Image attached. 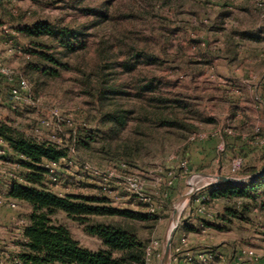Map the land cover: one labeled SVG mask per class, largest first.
<instances>
[{
  "label": "rangeland",
  "instance_id": "rangeland-1",
  "mask_svg": "<svg viewBox=\"0 0 264 264\" xmlns=\"http://www.w3.org/2000/svg\"><path fill=\"white\" fill-rule=\"evenodd\" d=\"M0 20V63L28 81L30 101L35 103L10 104L11 86L0 80V121L23 129L38 142L55 143L68 155L74 152L77 163L66 168L57 194L66 191L65 183H73L75 193L104 197L112 208L155 215L130 223L148 247L158 241L164 255L174 226L172 245L182 220L208 218L204 229L182 237L204 250L198 255L218 248L198 242H221L225 264H241L240 254L246 248L259 257L249 264H264V209L252 201L251 209L243 212L245 218L228 221L227 203L212 201L206 194L218 176L240 180L252 176L245 175L244 165L264 168L262 150L247 158L240 153L246 142L254 146L252 132L264 129V108L253 85L264 67L262 46L235 34L244 29L258 34L264 28V0H0ZM38 22L85 34L81 37L85 49L70 55L56 39L33 40L69 66L60 68L59 76L30 69V65L52 67L31 56L38 47L19 30ZM4 26L12 30L16 53L8 52ZM230 34L238 43L236 58L228 43ZM136 54L143 58L137 60ZM53 111L71 123H58ZM238 112L252 122H244ZM122 113L127 116L122 124L109 119ZM44 121L52 125L42 127ZM227 139L236 145V152L224 153ZM81 140L90 146L84 147ZM9 157L0 163V196L6 198L10 174L23 171L13 154ZM238 158L242 166L234 171ZM84 163L102 169L127 165L146 181L156 210L152 211L153 204L132 205L134 197L116 203L103 193L97 178L82 172ZM171 179L179 182L180 192L169 198L165 193L175 186L169 185ZM194 187L197 192L185 204L183 197ZM176 208L181 216L175 222ZM31 211L22 201L16 209L0 204V264H7L10 253L20 246L19 229ZM54 220L82 246L91 250L103 246L101 239L87 234L66 214L59 213ZM190 223L185 225L188 230Z\"/></svg>",
  "mask_w": 264,
  "mask_h": 264
},
{
  "label": "trees",
  "instance_id": "trees-1",
  "mask_svg": "<svg viewBox=\"0 0 264 264\" xmlns=\"http://www.w3.org/2000/svg\"><path fill=\"white\" fill-rule=\"evenodd\" d=\"M228 14H226L227 16ZM223 15V17H226ZM0 20V25H1ZM22 34L32 39L31 43L38 48L32 50L31 56H36L52 67L30 65V69L41 71L52 77L59 76L60 68L69 67L60 58L46 53L42 45L33 41L36 38L48 36L58 40L61 48L70 55L85 49V34L56 29L49 23L38 22L34 25L24 26L19 29ZM245 39L246 33L236 32ZM235 34H230L228 43L232 46L234 57H237L238 43ZM81 37H83L81 39ZM7 41V39H6ZM234 42V43H233ZM41 48V49H40ZM55 48V47H50ZM137 60L143 55L136 54ZM148 57V61H150ZM56 67V69H54ZM114 122L122 124L127 116L116 114L110 116ZM169 122V121H165ZM245 122V121H244ZM172 124L171 122H169ZM64 125V124H63ZM257 136V139L255 138ZM264 132H253L251 140L254 146L244 144L240 153L247 158L257 149L264 152L261 139ZM0 138L4 139L13 154V159L23 170L20 176L25 183L16 180L11 182L8 196L27 203L32 211L28 216L29 223L24 226L22 236L28 239L27 243L19 241L21 252L12 251L7 264H144L148 244L131 225V221H147L152 216L143 212L120 210L109 206L108 199L96 195L75 193V185L65 183L66 194L61 196L47 187V170L42 166L43 161L58 162L68 156L65 149L51 142H38L23 131L0 121ZM89 141L92 137L87 136ZM258 140V141H257ZM84 147L90 143L81 140ZM227 139V153L229 149L236 152V145ZM248 153V154H247ZM244 158V157H243ZM244 161V159H243ZM125 163V162H124ZM261 170L255 166L244 165L245 175H255ZM72 190V191H71ZM208 198L212 201L224 200L227 203L226 218L228 221L245 218L243 212L251 209L252 201L264 209V174L247 184L217 183L206 190ZM59 213L66 214L70 219L84 226L87 234L101 239L103 246L97 250L82 246L72 236L64 225L58 224L54 217Z\"/></svg>",
  "mask_w": 264,
  "mask_h": 264
},
{
  "label": "built area",
  "instance_id": "built-area-1",
  "mask_svg": "<svg viewBox=\"0 0 264 264\" xmlns=\"http://www.w3.org/2000/svg\"><path fill=\"white\" fill-rule=\"evenodd\" d=\"M2 34L7 37L6 45L8 46V52L11 54L16 53L17 45L13 38L12 30L8 26H4L2 29ZM0 80H6L11 86L10 104L28 103L35 105L34 102L31 103L30 101V85L28 81L16 75V73L4 66L2 63H0ZM53 119H55L58 123H71L69 119H64V117H62L55 111H53ZM51 125L52 124L50 121H44L42 122L41 126L49 128ZM261 143L264 144V138L262 139ZM10 154H12V152L9 149L7 142L4 139L0 138V163L4 159H10ZM73 154L74 152L72 151L67 157L61 159L58 162L47 160L43 161L42 166L45 167L48 175L47 185L52 189V191L56 192L61 187L63 182L62 175L63 173H65L66 168L72 167L77 163V161L74 159ZM241 166L242 159H236L234 161V171L239 170ZM82 172L88 173L97 178L98 185L102 189L103 193L106 196L111 197L116 203H127L130 197H134V202L132 205H134L135 202H140L143 204H153L152 211L156 210L152 198L147 194L146 181L139 175L131 172L127 165H119L117 169H102L92 166L88 163H84V165L82 166ZM173 174L174 173H170L169 176L174 178ZM10 178L12 181L16 180L19 183H25L24 179L15 172H12L10 174ZM173 184V179H171L169 181V185L172 186ZM65 192L66 191L64 190V192L61 191L58 194L63 196L66 194ZM166 196L167 194L165 193V197ZM19 202V200L13 199L11 197L6 198L0 196V204H6L12 209H16ZM27 242L28 239L26 237H23V243ZM181 243V245L176 247H173L172 245L170 260L175 263L181 262L183 259L186 260V263L190 264H225L227 262L224 253L219 250H213L210 251L211 253L209 254H200L195 257L191 253V251H185L186 248H188L189 242L183 238ZM160 247V243L158 241H154L147 248L144 264H154L156 260L163 259L164 253L160 252ZM14 251L16 253H20L21 247H16ZM182 256L184 258L181 260ZM258 260L259 257L257 253L251 248L243 249L239 258V262H241V264H249Z\"/></svg>",
  "mask_w": 264,
  "mask_h": 264
},
{
  "label": "crops",
  "instance_id": "crops-1",
  "mask_svg": "<svg viewBox=\"0 0 264 264\" xmlns=\"http://www.w3.org/2000/svg\"><path fill=\"white\" fill-rule=\"evenodd\" d=\"M243 33L247 34L245 39L249 40L251 42V44L252 43L253 44H261L263 51L262 50L260 51V58L263 59V61H264V28H259V33L258 34L255 33V32L252 33L248 29H244ZM249 55H251V54H249ZM260 72L262 74L261 78L259 79V81L257 83L253 82V85L255 86L254 89H255L256 98L263 105V108H264V95H263V93H264V67L260 70ZM250 75L252 77L253 73H250ZM243 116L244 115H242L241 113H239V112L237 113V117L241 118L246 123H250V121L252 122L250 117H249L250 119H248V117L243 119ZM263 131H264V129H263ZM253 132H252V135H253ZM246 144L252 145V144H250V142L249 143L246 142ZM174 184H175V186L168 190L169 193H166L167 196H169V198H171L173 195H177L180 192V188L178 187L179 182L175 181ZM60 192H61V190H60ZM205 219H208V218H205ZM205 219H204V217H203V219L201 217H199L198 220H192V221H191V219H189L188 221L182 220V223H180L178 231H177V233H176V235L174 237L173 247L181 245L182 244L181 243V239H182L183 236H186L187 233L190 236L191 234L197 233L198 231H200V229H204L205 228L204 227V222H206ZM189 222H191L190 226H191L192 230H188L185 227V225H188ZM28 223H29V219L25 220L24 221V226L27 225ZM24 226L19 229V232H21L20 236L22 237V241H23L22 232H23ZM208 229H210V228H208ZM193 242H191V241L189 242L188 248H186L185 251L190 249L189 251H191V253L195 257H197L198 253L201 252V251L204 252V250H199L198 249V245L193 244ZM198 243H199L200 246H203V247H206V248H211L213 246H216L218 248L215 249V250H219L221 252H222L221 249H223L225 247V245H221L222 244L221 242H218V243L214 242V244L213 243L212 244L211 243H204V242H198ZM229 248L230 247H228V249ZM183 256H182L181 260L184 258ZM162 260H164V259H162ZM161 264H163V262ZM170 264H190V263H186V260L183 259L181 262H178V263H175V262L170 260Z\"/></svg>",
  "mask_w": 264,
  "mask_h": 264
},
{
  "label": "water",
  "instance_id": "water-1",
  "mask_svg": "<svg viewBox=\"0 0 264 264\" xmlns=\"http://www.w3.org/2000/svg\"><path fill=\"white\" fill-rule=\"evenodd\" d=\"M263 174H264V168L260 172L256 173L255 175H252L249 178H244V179H240V180L230 178V177H225V176H218L216 178L218 181L217 183L247 184V183L252 182L253 180L261 177ZM196 192H197L196 188L195 187L192 188V190L183 197L184 203L186 204L188 201H190ZM180 216H181L180 210L178 208H176L174 210V213H173L174 221L175 222L178 221ZM176 228H177V226H174V228L171 231L170 238H169L166 250H165L164 264H166L170 260V255H171V250H172V238L175 234Z\"/></svg>",
  "mask_w": 264,
  "mask_h": 264
}]
</instances>
